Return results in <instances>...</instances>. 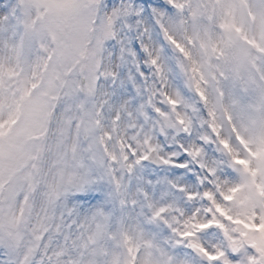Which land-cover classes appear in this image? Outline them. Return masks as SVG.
<instances>
[{"label":"clouds","instance_id":"clouds-1","mask_svg":"<svg viewBox=\"0 0 264 264\" xmlns=\"http://www.w3.org/2000/svg\"><path fill=\"white\" fill-rule=\"evenodd\" d=\"M0 264H264V0H0Z\"/></svg>","mask_w":264,"mask_h":264}]
</instances>
